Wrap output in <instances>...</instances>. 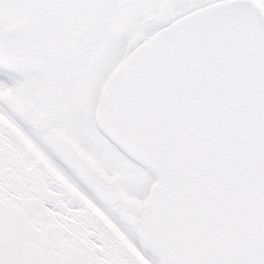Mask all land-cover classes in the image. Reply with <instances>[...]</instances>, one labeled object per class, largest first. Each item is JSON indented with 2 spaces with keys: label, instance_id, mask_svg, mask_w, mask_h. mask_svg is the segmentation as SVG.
<instances>
[{
  "label": "snow or ice",
  "instance_id": "1",
  "mask_svg": "<svg viewBox=\"0 0 264 264\" xmlns=\"http://www.w3.org/2000/svg\"><path fill=\"white\" fill-rule=\"evenodd\" d=\"M0 264H264V0H0Z\"/></svg>",
  "mask_w": 264,
  "mask_h": 264
}]
</instances>
